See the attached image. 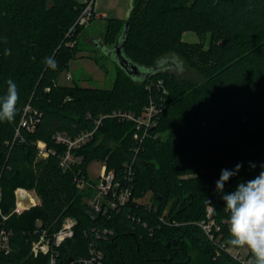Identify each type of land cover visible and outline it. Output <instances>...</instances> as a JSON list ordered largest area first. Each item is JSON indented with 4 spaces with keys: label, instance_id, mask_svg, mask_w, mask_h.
Segmentation results:
<instances>
[{
    "label": "trees",
    "instance_id": "obj_1",
    "mask_svg": "<svg viewBox=\"0 0 264 264\" xmlns=\"http://www.w3.org/2000/svg\"><path fill=\"white\" fill-rule=\"evenodd\" d=\"M84 5L82 0H0V95L9 78L20 92L15 120L0 122L2 208L11 211L19 186L36 187L42 198L11 215L13 250L0 253V264H36L40 257L29 255L36 220L55 229L67 215L77 224L60 249L66 261L85 255L93 243L108 264H252L249 249L245 261L227 250L230 234L222 220L229 213L216 181L222 169L242 163L225 183L229 193L264 165V0H135L127 20L108 18L107 37L122 24L116 44L142 71L131 74L119 65L110 88L58 82L76 51L66 34ZM186 29L211 31L209 47L185 42ZM49 56L58 64L55 71L43 63ZM174 57L200 78L180 77L164 67ZM151 102L158 107L156 124L139 141L136 122L113 113L141 114ZM27 105L38 113L33 130L20 125ZM99 116L93 138L73 151L81 161L63 171L66 146L55 134L93 128ZM40 141L53 150L45 158H38ZM93 159L132 187L130 199L116 211H93L85 201L93 190L77 186L76 176L81 171L88 178ZM148 194L150 202L143 200ZM209 205L221 223L214 238L199 224Z\"/></svg>",
    "mask_w": 264,
    "mask_h": 264
},
{
    "label": "built area",
    "instance_id": "obj_2",
    "mask_svg": "<svg viewBox=\"0 0 264 264\" xmlns=\"http://www.w3.org/2000/svg\"><path fill=\"white\" fill-rule=\"evenodd\" d=\"M83 1L85 5L81 13L66 34L68 37L67 43L71 46L75 42L71 37L78 26L86 24L93 18L106 15L98 11V0ZM66 77L71 79L72 75L68 72ZM26 112L27 115L22 117L20 125L33 130L38 121V113L37 111H32L30 105H27ZM157 112L158 107L151 102L144 106L141 114L130 111H114L113 115L135 121L137 130L134 132V137L140 141L148 134L149 129L155 126L156 118L154 117ZM102 118L103 116H99L95 119L96 125L93 128L82 130L75 135L61 131L55 134L56 141L66 146L65 152L60 156V166L62 169L68 170L74 163L81 161V157L76 156L73 151L93 138ZM18 137H20L19 128L16 131L15 139ZM52 152L53 150L47 146L46 142H38V158H45ZM131 167L130 165L128 168L131 169ZM75 181L80 189L90 188L93 190L92 195L86 198V202L97 213L101 212L106 214L113 210H118L130 199L132 194L131 185H122L116 179L114 170L108 169L106 164H103L97 181H92L84 175H81V171L76 176ZM14 193L15 203L11 211L4 212L2 208L3 193L0 186V253L4 254H8L13 250L11 242L13 229L8 224L11 215H20L27 209L40 203L32 191L27 188L19 186L15 189ZM228 217L226 216L222 222L227 223ZM76 224L77 219L74 216L67 215L62 218L59 227L54 229L45 226L42 220L38 218L32 231L33 237H31L29 248L30 256L40 257V260L36 264H108L103 250L93 243L88 245V251L85 255L79 256L78 258L73 257L69 261L62 259L60 249L66 240L74 235ZM199 224L211 238H214L215 232L221 229V223L214 218L213 207L210 205L207 206L206 216L199 221ZM227 250L239 259L246 260L242 248L227 247Z\"/></svg>",
    "mask_w": 264,
    "mask_h": 264
},
{
    "label": "rangeland",
    "instance_id": "obj_3",
    "mask_svg": "<svg viewBox=\"0 0 264 264\" xmlns=\"http://www.w3.org/2000/svg\"><path fill=\"white\" fill-rule=\"evenodd\" d=\"M134 4L135 0L97 1V9L99 12H106V15L93 18L86 24L82 25L76 41L72 45V47L76 45L75 55L70 60L68 67L63 70L58 77V82L60 84L78 83L85 86H98L106 88L113 86L115 78L118 75L120 64L114 53L110 52V49H112L111 47L117 45L116 41L118 34L121 31L122 24L110 29L109 38L107 37L108 18L115 17L120 19L122 22L127 20ZM182 39L191 45H202V47L206 49L211 43L212 36L211 31L209 30L200 33L193 29H186L182 33ZM98 42L106 43L107 45H105V47H100V43L98 44ZM170 58H173V56ZM163 65L164 67L170 68L178 73L180 77H191L195 79L200 78V74L196 69L185 64L178 58L174 57L173 60L168 59L165 63L163 62ZM68 72L72 75L71 79L66 77ZM117 110L119 109H116V111ZM110 143L112 144L113 142L110 141ZM102 166L103 161L101 159H93L90 161L87 165L88 178L92 181H97L99 179ZM63 171L65 170L63 169ZM24 188L31 190L39 202H42V198L36 187ZM143 200L150 202V194L144 197ZM247 250L248 248L242 247L245 257H247Z\"/></svg>",
    "mask_w": 264,
    "mask_h": 264
},
{
    "label": "clouds",
    "instance_id": "obj_4",
    "mask_svg": "<svg viewBox=\"0 0 264 264\" xmlns=\"http://www.w3.org/2000/svg\"><path fill=\"white\" fill-rule=\"evenodd\" d=\"M4 54L10 55L11 50L5 49ZM43 63L53 71L58 67L51 56L45 57ZM6 84L5 94L0 95V122L11 123L17 115L20 92L13 79L9 78ZM242 167L243 164L238 163L232 170L222 169L216 181V191L223 193L221 199L229 213L227 224L230 235L226 245L231 248L246 247L253 255L252 264H264V165H261L262 170L255 178L242 181L234 191L224 193L225 183L238 175ZM250 167L255 168V164H250Z\"/></svg>",
    "mask_w": 264,
    "mask_h": 264
},
{
    "label": "water",
    "instance_id": "obj_5",
    "mask_svg": "<svg viewBox=\"0 0 264 264\" xmlns=\"http://www.w3.org/2000/svg\"><path fill=\"white\" fill-rule=\"evenodd\" d=\"M127 27H128V23L126 24L125 27V31H127ZM100 42H98L99 44ZM105 45H107L106 43H100V47H105ZM112 49H110V52L114 53L115 57L117 58V61L119 62V64L121 65V67H123L125 70H127V72L131 73V74H140L141 73V69L140 66L130 62L126 56L123 54L122 52V48L121 46L115 45L114 47H111Z\"/></svg>",
    "mask_w": 264,
    "mask_h": 264
},
{
    "label": "crops",
    "instance_id": "obj_6",
    "mask_svg": "<svg viewBox=\"0 0 264 264\" xmlns=\"http://www.w3.org/2000/svg\"><path fill=\"white\" fill-rule=\"evenodd\" d=\"M99 11V10H98ZM101 12H103V13H105L106 14V12H104V11H101Z\"/></svg>",
    "mask_w": 264,
    "mask_h": 264
}]
</instances>
